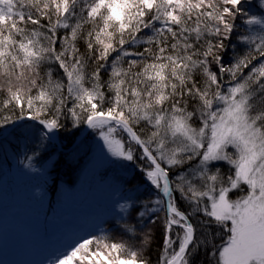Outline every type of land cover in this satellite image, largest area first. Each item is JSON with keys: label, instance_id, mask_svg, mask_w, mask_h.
Returning a JSON list of instances; mask_svg holds the SVG:
<instances>
[{"label": "snow or ice", "instance_id": "obj_1", "mask_svg": "<svg viewBox=\"0 0 264 264\" xmlns=\"http://www.w3.org/2000/svg\"><path fill=\"white\" fill-rule=\"evenodd\" d=\"M81 132L133 175L49 264H153L157 230L156 264H264V0H0V151Z\"/></svg>", "mask_w": 264, "mask_h": 264}, {"label": "rangeland", "instance_id": "obj_2", "mask_svg": "<svg viewBox=\"0 0 264 264\" xmlns=\"http://www.w3.org/2000/svg\"><path fill=\"white\" fill-rule=\"evenodd\" d=\"M82 141L77 157L86 154V163L92 167L80 172V165L67 180L69 186L58 192L48 186L54 173L45 156H41L42 164L35 159L28 167L22 152V167L18 153L8 148L0 159V230H9L5 235L10 236L1 242L0 264H49L75 235L119 211L118 203L124 202L121 197L130 186H124V167L90 148L94 141L87 137ZM54 147L55 143L48 154ZM124 177L129 180L128 173Z\"/></svg>", "mask_w": 264, "mask_h": 264}, {"label": "trees", "instance_id": "obj_3", "mask_svg": "<svg viewBox=\"0 0 264 264\" xmlns=\"http://www.w3.org/2000/svg\"><path fill=\"white\" fill-rule=\"evenodd\" d=\"M79 135H80V133L77 135L76 140H77ZM62 142H63V144L67 143L66 140H62ZM79 150L80 149H78L77 151H74L72 153V155L69 156V155H67L68 152L61 151L59 149V147L57 145H55L54 150L51 152V154H47L45 156L46 157L45 159H47L48 161H51L50 163L52 166L54 165V162H56L55 167L53 166V168H52V172L54 173L53 176L51 177L52 181L48 183V186H50L49 188H51L52 191L58 192L61 189H63L64 183L67 180H71L73 178V176L75 175V173L77 172L78 167L86 162V154L85 153H84L85 155L83 157H80V158L77 157ZM5 152L6 151H0V159L5 156ZM7 152H8V149H7ZM12 153L14 154L13 150H12ZM87 153H90V152H87ZM18 156H20L21 163H23L22 152L18 153ZM45 159L42 160L40 157L37 160H41L40 164H42L45 161ZM123 170H124V172L128 173L129 179H131V177L133 175L132 169L131 168H126V169L124 168ZM0 171H1V164H0ZM124 172L122 174L123 179H124V186H127L128 185L127 179L124 177ZM121 190H122V193L124 194V189L122 188ZM6 231H9V230H6ZM6 231L0 230V245H1L3 238H5L6 240H9L10 236L5 235ZM59 252L60 251H56V253H59ZM159 253H160V233L157 230L156 239L153 242V245L151 246V248L149 250V255L153 261V264H156V260L158 258ZM203 261H204V257L201 256L199 261H197V264H203Z\"/></svg>", "mask_w": 264, "mask_h": 264}, {"label": "water", "instance_id": "obj_4", "mask_svg": "<svg viewBox=\"0 0 264 264\" xmlns=\"http://www.w3.org/2000/svg\"><path fill=\"white\" fill-rule=\"evenodd\" d=\"M85 136H86V133L81 132L80 135L78 136L77 140L75 141V143H76V144H79ZM55 142H57V143L61 146V149H62V150L64 149V148H63V145H62V143H61V141H60V139H58V140L55 141Z\"/></svg>", "mask_w": 264, "mask_h": 264}, {"label": "bare ground", "instance_id": "obj_5", "mask_svg": "<svg viewBox=\"0 0 264 264\" xmlns=\"http://www.w3.org/2000/svg\"><path fill=\"white\" fill-rule=\"evenodd\" d=\"M92 166L89 164V163H83L82 164V167L80 168V172H83V171H85L86 169H89V168H91ZM104 172H105V170H104ZM78 173H79V171H78ZM64 186H69V184L67 183V181L64 183Z\"/></svg>", "mask_w": 264, "mask_h": 264}]
</instances>
